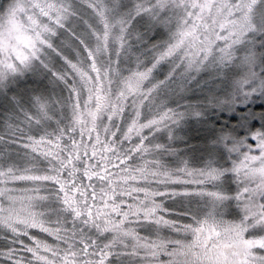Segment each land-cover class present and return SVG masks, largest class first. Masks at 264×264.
I'll use <instances>...</instances> for the list:
<instances>
[{"label": "snow or ice", "instance_id": "1", "mask_svg": "<svg viewBox=\"0 0 264 264\" xmlns=\"http://www.w3.org/2000/svg\"><path fill=\"white\" fill-rule=\"evenodd\" d=\"M0 264H264V0H0Z\"/></svg>", "mask_w": 264, "mask_h": 264}, {"label": "trees", "instance_id": "2", "mask_svg": "<svg viewBox=\"0 0 264 264\" xmlns=\"http://www.w3.org/2000/svg\"><path fill=\"white\" fill-rule=\"evenodd\" d=\"M255 110H256V111H259V110H260L259 105L256 107ZM234 115H235V114H234ZM227 119H230V118L228 117ZM237 119H238V117H237ZM221 122H223V120H221ZM230 122L235 123V119H232Z\"/></svg>", "mask_w": 264, "mask_h": 264}, {"label": "rangeland", "instance_id": "3", "mask_svg": "<svg viewBox=\"0 0 264 264\" xmlns=\"http://www.w3.org/2000/svg\"><path fill=\"white\" fill-rule=\"evenodd\" d=\"M228 118V116H227V114H225V115H223L222 117H221V120H226Z\"/></svg>", "mask_w": 264, "mask_h": 264}]
</instances>
